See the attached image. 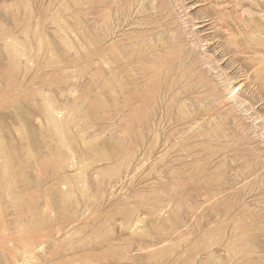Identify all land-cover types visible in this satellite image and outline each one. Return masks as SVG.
<instances>
[{"label":"rangeland","instance_id":"374dc122","mask_svg":"<svg viewBox=\"0 0 264 264\" xmlns=\"http://www.w3.org/2000/svg\"><path fill=\"white\" fill-rule=\"evenodd\" d=\"M0 264H264V0H0Z\"/></svg>","mask_w":264,"mask_h":264},{"label":"bare ground","instance_id":"6f19581e","mask_svg":"<svg viewBox=\"0 0 264 264\" xmlns=\"http://www.w3.org/2000/svg\"><path fill=\"white\" fill-rule=\"evenodd\" d=\"M191 5V4H190ZM195 5V4H194ZM216 13H218V12H216ZM220 25V24H219ZM222 28V27H221Z\"/></svg>","mask_w":264,"mask_h":264}]
</instances>
